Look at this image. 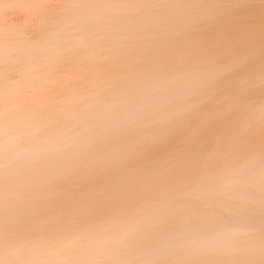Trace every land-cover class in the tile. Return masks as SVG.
I'll use <instances>...</instances> for the list:
<instances>
[{"label":"bare ground","instance_id":"1","mask_svg":"<svg viewBox=\"0 0 264 264\" xmlns=\"http://www.w3.org/2000/svg\"><path fill=\"white\" fill-rule=\"evenodd\" d=\"M49 1L0 0V264H264V0Z\"/></svg>","mask_w":264,"mask_h":264},{"label":"rangeland","instance_id":"2","mask_svg":"<svg viewBox=\"0 0 264 264\" xmlns=\"http://www.w3.org/2000/svg\"><path fill=\"white\" fill-rule=\"evenodd\" d=\"M46 10L50 13L51 23L54 22V18L61 14L62 3L57 0H51L46 4ZM25 12H12L8 14V19L18 23L22 26H26V31L29 35L39 38L41 31L38 29L37 25L40 22V16H33L32 19ZM29 18V19H28Z\"/></svg>","mask_w":264,"mask_h":264}]
</instances>
